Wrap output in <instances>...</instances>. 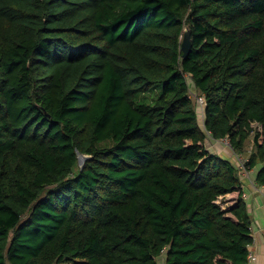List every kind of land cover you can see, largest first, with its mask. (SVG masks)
<instances>
[{
    "label": "trees",
    "instance_id": "1",
    "mask_svg": "<svg viewBox=\"0 0 264 264\" xmlns=\"http://www.w3.org/2000/svg\"><path fill=\"white\" fill-rule=\"evenodd\" d=\"M254 124L264 0H0V264H249Z\"/></svg>",
    "mask_w": 264,
    "mask_h": 264
},
{
    "label": "crops",
    "instance_id": "2",
    "mask_svg": "<svg viewBox=\"0 0 264 264\" xmlns=\"http://www.w3.org/2000/svg\"><path fill=\"white\" fill-rule=\"evenodd\" d=\"M257 170L253 169L248 172V175H245L240 169L242 175V191L240 193L253 220L252 229L255 243L251 247V252L258 258L255 264H264V189L255 185L254 180ZM236 193L239 196L240 193ZM260 218L263 221L259 220Z\"/></svg>",
    "mask_w": 264,
    "mask_h": 264
},
{
    "label": "rangeland",
    "instance_id": "3",
    "mask_svg": "<svg viewBox=\"0 0 264 264\" xmlns=\"http://www.w3.org/2000/svg\"><path fill=\"white\" fill-rule=\"evenodd\" d=\"M254 129H255V132H254V134H252V138H250V140L247 142L245 153L244 154H236V155L240 156L241 161L248 160L250 155L254 152V150H256L253 138H254V135L256 133L261 131V127L258 124H254ZM206 143H207L208 149L211 150L213 153L218 154V155H222L225 159L229 158L231 161H233V164L238 167V169H242L236 163L238 160H236L234 158V155L230 149V144H229L228 140L219 142V141L213 140L211 137H209V139L206 140ZM227 154L229 157L227 156ZM229 154H231V155H229ZM80 159H78L79 169L82 168L86 162V160L84 158L83 159L80 158ZM245 175H248V174L245 173ZM238 199H239L238 194L232 193V194H228L224 198H221L219 203L222 205L223 209L228 210L231 207L237 206ZM229 215L231 216V214H229ZM259 220L263 221L262 218H260ZM160 264H163V260H160Z\"/></svg>",
    "mask_w": 264,
    "mask_h": 264
},
{
    "label": "built area",
    "instance_id": "4",
    "mask_svg": "<svg viewBox=\"0 0 264 264\" xmlns=\"http://www.w3.org/2000/svg\"><path fill=\"white\" fill-rule=\"evenodd\" d=\"M193 96L196 98L198 104L201 106L200 110L202 111V113H200V114H201V117H203L205 100H204L203 97H200L198 95H193ZM235 159L238 160L236 163H237V165L240 168H242L241 170L243 171V173H247L248 174L249 171L245 167V160L241 161L240 156H238V155H235ZM257 260H258L257 256L253 252H250V254H249V264H255L257 262Z\"/></svg>",
    "mask_w": 264,
    "mask_h": 264
},
{
    "label": "water",
    "instance_id": "5",
    "mask_svg": "<svg viewBox=\"0 0 264 264\" xmlns=\"http://www.w3.org/2000/svg\"><path fill=\"white\" fill-rule=\"evenodd\" d=\"M191 48H192V46H191V32L190 31H186V33L184 35V40H183V43H182V49H183V52H184V58L188 56V54L191 51ZM80 158H82V159L84 158L85 160H87L89 157L79 154V158L78 159H80Z\"/></svg>",
    "mask_w": 264,
    "mask_h": 264
}]
</instances>
